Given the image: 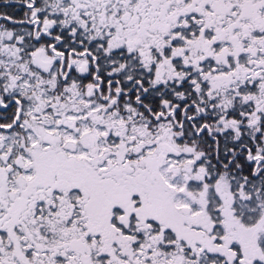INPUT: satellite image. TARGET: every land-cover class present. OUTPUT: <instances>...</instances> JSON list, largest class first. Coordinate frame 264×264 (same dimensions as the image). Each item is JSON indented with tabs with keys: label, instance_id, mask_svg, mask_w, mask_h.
I'll return each mask as SVG.
<instances>
[{
	"label": "snow or ice",
	"instance_id": "6c2138e0",
	"mask_svg": "<svg viewBox=\"0 0 264 264\" xmlns=\"http://www.w3.org/2000/svg\"><path fill=\"white\" fill-rule=\"evenodd\" d=\"M0 264H264V0H0Z\"/></svg>",
	"mask_w": 264,
	"mask_h": 264
}]
</instances>
